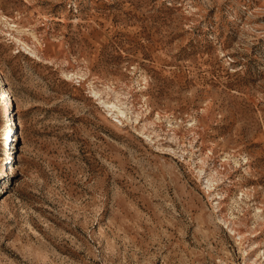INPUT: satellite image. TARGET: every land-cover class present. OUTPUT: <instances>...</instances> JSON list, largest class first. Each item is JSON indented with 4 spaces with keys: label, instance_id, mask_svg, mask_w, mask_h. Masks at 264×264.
Listing matches in <instances>:
<instances>
[{
    "label": "rangeland",
    "instance_id": "rangeland-1",
    "mask_svg": "<svg viewBox=\"0 0 264 264\" xmlns=\"http://www.w3.org/2000/svg\"><path fill=\"white\" fill-rule=\"evenodd\" d=\"M3 86L0 264H264V0H0Z\"/></svg>",
    "mask_w": 264,
    "mask_h": 264
},
{
    "label": "bare ground",
    "instance_id": "bare-ground-1",
    "mask_svg": "<svg viewBox=\"0 0 264 264\" xmlns=\"http://www.w3.org/2000/svg\"><path fill=\"white\" fill-rule=\"evenodd\" d=\"M0 91L3 93L4 92V94H2V96H4L5 97V99H3V102H2V104L4 103L5 104V110H6V112L9 110V108H10V103H11V101L13 100V97H12V95H11V92L8 90V88H5L4 86L2 87V90H1V87H0ZM13 118H11L10 120H12ZM9 126V128L7 129V132H8V134H6V132L4 133V137H5V135H9L10 133H11V130H12V126H11V124H9V125H7L6 126V128ZM5 128V129H6Z\"/></svg>",
    "mask_w": 264,
    "mask_h": 264
}]
</instances>
